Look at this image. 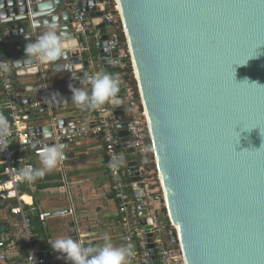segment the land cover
<instances>
[{
  "label": "water",
  "instance_id": "1",
  "mask_svg": "<svg viewBox=\"0 0 264 264\" xmlns=\"http://www.w3.org/2000/svg\"><path fill=\"white\" fill-rule=\"evenodd\" d=\"M113 1L162 194L153 202L164 203L183 264H264V2ZM40 2L0 0V35L9 39L17 77L40 79L33 87L39 93L21 102L27 106L32 148L62 143L63 162L74 159L86 127L80 126L81 108L70 100L72 94L63 92L69 80L57 77L54 89L44 82L51 72H82L84 64L77 45L53 63L25 57L26 44L35 42L51 20L39 13ZM109 2L81 0V6L100 20ZM64 5L65 0H55L53 14L77 41ZM107 26H95L93 42L103 72L116 75L110 61L118 40L107 35ZM112 108L137 213L146 222L149 258L160 264L148 190L130 146L122 102ZM70 148L73 152H66ZM160 211L158 221L165 226Z\"/></svg>",
  "mask_w": 264,
  "mask_h": 264
},
{
  "label": "built area",
  "instance_id": "2",
  "mask_svg": "<svg viewBox=\"0 0 264 264\" xmlns=\"http://www.w3.org/2000/svg\"><path fill=\"white\" fill-rule=\"evenodd\" d=\"M65 9L71 14V24L73 34L77 39V49L82 57L84 64V74L94 75L97 72H103V64L92 55L90 44V20L89 15L82 9L81 0H65ZM110 7V13L104 14L102 20L105 24L119 25L114 1L104 6ZM120 26V25H119ZM96 35L94 36L95 39ZM117 40V39H116ZM9 47V39L0 35V115H2L7 123L8 147L0 150L1 165L3 167V179L0 180V202L5 199H14L16 205L10 209L11 215L18 218L13 223V228H19L25 246L24 258L18 261L15 257L18 244L13 240H9L8 235L0 232V264H48L41 247L36 243L30 218L24 210V200L21 188L33 190L34 182H21L15 179L18 170L24 167H32L33 164L24 159V155L32 154L39 156L43 148H32L33 141L28 131V127L24 120V113L20 105L16 84L13 74V66L11 60L7 57V48ZM112 47V45H109ZM112 61H115L114 68L118 69L116 76L121 81L120 90L122 108L125 114L126 130L128 132L131 148L134 150L136 158L143 156L149 149V141L124 45L118 41L116 47L112 49ZM7 69V70H5ZM129 69V72H126ZM87 83V81H86ZM87 90L91 91V86L87 83ZM96 121V132L101 134L104 144V152L106 159V170L109 178L110 191L114 200L117 202V213L120 217V228L123 231L125 244H131L134 249V257L131 258V264H151L147 242L144 236V227L146 222L138 216L136 203L133 197L131 184L126 180V162L125 148L119 136V121L113 115L111 103H107L98 109L93 110ZM115 158V160H114ZM122 161L116 167H110V163ZM140 168V167H139ZM141 174L143 177L142 168ZM148 175H155L145 179L144 184L147 186V197L149 199L150 213L152 218V230L154 234L155 248L160 264H183L181 251L176 235V231L169 227L168 219L165 226H161L158 221L157 212L153 199L160 196L161 190L157 187L158 181L156 170ZM153 188V189H151ZM156 188L158 190L156 191ZM32 207V206H31ZM159 209V208H158ZM32 211V208L30 209ZM69 214L73 215L74 210L71 207ZM50 213L38 214L40 222H44ZM77 240L83 243V236L76 225ZM175 237V242H171L170 233ZM11 262V263H10Z\"/></svg>",
  "mask_w": 264,
  "mask_h": 264
},
{
  "label": "crops",
  "instance_id": "3",
  "mask_svg": "<svg viewBox=\"0 0 264 264\" xmlns=\"http://www.w3.org/2000/svg\"><path fill=\"white\" fill-rule=\"evenodd\" d=\"M100 22L103 20L91 19L89 24L92 55L96 59H98V53L93 39L97 31L95 26ZM106 32L108 36L114 38L115 27L107 26ZM6 53L10 59L9 47ZM13 74L24 113L27 106L22 105L21 102L39 93V91H34L33 87L41 84L40 79L36 77L18 78L16 70ZM57 77H65L69 80L63 92L72 94L69 84L88 91L84 71L67 73L63 76L51 72L45 79V88L54 89L53 83L57 81ZM80 114L82 116L80 126L86 127V131L83 132L85 139L80 143L81 147L76 151L74 159L60 162L56 169L47 172L43 178L35 180L33 190L22 186L23 200L27 199V201L24 200V205L32 206L34 215L45 212L51 214L44 222L37 223L36 229L40 231L35 234L36 243L41 247L48 264H71V261L64 259L62 254L55 252L49 242L58 237H71L77 240L75 222L83 236L85 246L102 244L105 234L110 237L114 245L122 246L119 215L116 201L110 191L102 137L95 130L96 121L93 110L84 108L81 109ZM66 152H73V149L70 148ZM23 157L33 164L34 169L42 167L39 156L29 153ZM2 169L0 156V174ZM2 179L3 176L0 175V180ZM12 204L13 202L10 201L0 202L2 221L7 218ZM71 207L74 210L73 215L68 212ZM154 207L159 210L157 204ZM16 244L18 247L15 258L21 261L24 258V253H20L21 245H23L22 237L16 241Z\"/></svg>",
  "mask_w": 264,
  "mask_h": 264
},
{
  "label": "clouds",
  "instance_id": "4",
  "mask_svg": "<svg viewBox=\"0 0 264 264\" xmlns=\"http://www.w3.org/2000/svg\"><path fill=\"white\" fill-rule=\"evenodd\" d=\"M54 2L55 0H41L39 4V13L50 16L51 20L45 24V30L37 37L35 42L26 44L25 57L30 58V62L41 64L56 62L64 58L67 51L77 45L75 39L60 29L57 17L53 14ZM110 63L114 64L115 61H110ZM64 67L67 70L71 66L65 65ZM32 71H36V69L32 68ZM84 79L91 86L90 92L69 84V89L72 92L71 100L77 108L95 110L107 103L114 105L121 103L117 98L121 81L115 74L97 72L94 75L86 74ZM7 129L8 123L0 115V150L8 147V141L5 138ZM64 147L62 143L45 146L39 153L42 167L37 169L32 167L21 168L18 170L15 179L31 183L43 178L47 172L56 169L58 164L65 158ZM119 163H122V161L110 163V167H116ZM103 239L102 244L89 246H85L81 241L74 240L71 237H58L49 243L55 252L62 254L64 259L71 261V264H131V258L135 255L131 244L114 245L107 234L104 235Z\"/></svg>",
  "mask_w": 264,
  "mask_h": 264
},
{
  "label": "trees",
  "instance_id": "5",
  "mask_svg": "<svg viewBox=\"0 0 264 264\" xmlns=\"http://www.w3.org/2000/svg\"><path fill=\"white\" fill-rule=\"evenodd\" d=\"M107 13H110V7H106L105 8L104 14H107ZM108 26L115 27V36H114V38H116L119 42L122 43L124 41V37L122 35L120 26L119 25L115 26L113 24H108ZM7 57L9 58L8 54H7ZM115 72L118 73V69L117 68H115ZM126 72H129V69H126ZM148 144H149V149H148L147 153L145 155L141 156V157H139V156L137 157L138 164L142 168L143 177L145 179L151 178V177L156 178L155 175H151V176L148 175L149 173H151V172H153L155 170V164H154V160H153V152H152L150 143H148ZM125 175H126L127 182L129 184H131L130 180L128 178L127 172H126ZM24 187L26 188V186H24ZM151 189H153V188H151ZM21 191L23 193L22 188H21ZM8 201L13 202V204L9 208V212H8L7 218L4 219V221H2L0 219V232L2 234H7L9 240L10 241L13 240L16 243V241L20 237H22L20 229L19 228H13V223L18 221V218L13 216V215H11V213H10V209L16 205V201L14 199H5L2 202H8ZM116 206H117V202H116ZM31 208L32 207L24 206V210H25V212L28 214V216L30 218L31 225H32V228H33V231H34L33 233L35 235L36 233H38V231H40V229H36L37 223H40V222H39V219H38V214L34 215V212L30 210ZM165 218H166V213H165V210L162 209L160 211V219H159L160 223L162 225H166V219ZM119 225H120V217H119ZM120 230H121V228H120ZM121 232H122V246H123V245H126V244H125V238H124V235H123V231L121 230ZM24 252H25V246L23 244V245H21L20 253H24Z\"/></svg>",
  "mask_w": 264,
  "mask_h": 264
},
{
  "label": "rangeland",
  "instance_id": "6",
  "mask_svg": "<svg viewBox=\"0 0 264 264\" xmlns=\"http://www.w3.org/2000/svg\"><path fill=\"white\" fill-rule=\"evenodd\" d=\"M155 185H157V187L159 188V192H160V186H159V182H158L157 180H156V184H155ZM158 188H156V191L158 190ZM159 195L161 196L162 194L159 193ZM156 204H157L159 210H162V209H163V207H164V203H163V201H161V202H157ZM163 210H164V209H163Z\"/></svg>",
  "mask_w": 264,
  "mask_h": 264
},
{
  "label": "bare ground",
  "instance_id": "7",
  "mask_svg": "<svg viewBox=\"0 0 264 264\" xmlns=\"http://www.w3.org/2000/svg\"><path fill=\"white\" fill-rule=\"evenodd\" d=\"M24 200H25V201H27V199H26V198H24Z\"/></svg>",
  "mask_w": 264,
  "mask_h": 264
}]
</instances>
